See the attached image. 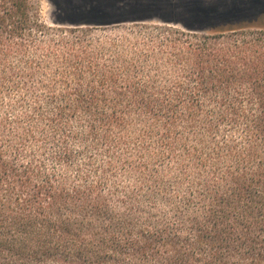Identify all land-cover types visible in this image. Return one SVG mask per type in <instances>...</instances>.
Segmentation results:
<instances>
[{
  "label": "trees",
  "instance_id": "obj_1",
  "mask_svg": "<svg viewBox=\"0 0 264 264\" xmlns=\"http://www.w3.org/2000/svg\"><path fill=\"white\" fill-rule=\"evenodd\" d=\"M201 2L165 57L0 0V264H264V2Z\"/></svg>",
  "mask_w": 264,
  "mask_h": 264
},
{
  "label": "rangeland",
  "instance_id": "obj_2",
  "mask_svg": "<svg viewBox=\"0 0 264 264\" xmlns=\"http://www.w3.org/2000/svg\"><path fill=\"white\" fill-rule=\"evenodd\" d=\"M31 1L38 6L42 19L48 26L73 28L75 26L71 24L74 22H89L91 25H82V27L91 29V37L100 39L104 44L126 37L128 39L125 42L127 48L122 50L126 54L153 55L160 52L168 57L172 51L158 48L159 43L164 39L176 38L188 42L191 37L207 35L184 28L185 25L204 26L185 13L184 8L194 6L195 0ZM212 1L217 0H205V4ZM259 1L264 0H243L247 9L253 8V2ZM248 12L253 13L254 11L247 10ZM250 19H246L248 23L258 24L257 21ZM111 52L115 50L108 49L107 53Z\"/></svg>",
  "mask_w": 264,
  "mask_h": 264
},
{
  "label": "flooded vegetation",
  "instance_id": "obj_3",
  "mask_svg": "<svg viewBox=\"0 0 264 264\" xmlns=\"http://www.w3.org/2000/svg\"><path fill=\"white\" fill-rule=\"evenodd\" d=\"M264 1H260V2H253V4L255 5H260L263 4ZM200 3V2H199ZM198 3V4H199ZM201 4L203 5H209L212 7H217L219 9L225 10V9H241L243 7H245L244 5H246L243 0H217V1H212L210 3L204 4L201 2Z\"/></svg>",
  "mask_w": 264,
  "mask_h": 264
}]
</instances>
